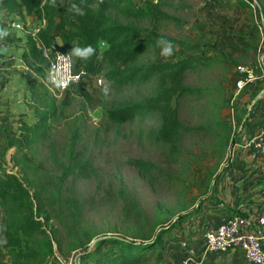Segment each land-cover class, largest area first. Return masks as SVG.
Instances as JSON below:
<instances>
[{"label":"rangeland","instance_id":"rangeland-1","mask_svg":"<svg viewBox=\"0 0 264 264\" xmlns=\"http://www.w3.org/2000/svg\"><path fill=\"white\" fill-rule=\"evenodd\" d=\"M63 6L73 8L70 0H64ZM162 10L172 19L136 23L188 46L174 43L172 54L165 57L161 55L163 45H160L158 50L146 53L145 58L174 60L181 54H190L193 48L189 45L199 46L211 57L206 65L185 74L184 83L198 88L200 93L181 100L178 107L180 119L187 125H202L204 128L181 137L178 155L167 154L164 148L151 141V131L157 125L156 115L146 114L122 124H113L103 114L106 107L151 94L154 90L152 81L113 87L103 79L98 83V75L86 74L78 85L59 91L46 75L42 85L36 87L40 98L54 100L57 113L50 120L49 131L60 157L65 158L69 139L75 135L78 153L92 159L93 175L69 179L65 186V193L73 195L82 207L80 224L93 235L88 250L104 235L142 241L140 237L159 230L178 215L197 210L201 200L213 195L216 175L228 166L240 132L243 114L239 111V102L233 101L234 69L238 64L254 67L251 59L259 35V17L254 15L253 8L245 0H165ZM116 20L128 22L121 17ZM16 51L18 54L19 49ZM22 103L35 107L37 99L31 98L30 94L23 95ZM32 115L28 112L20 115L19 111L18 120L7 124L16 142L5 156L7 171H18L12 167L10 157L13 153L35 162L41 169L54 170L47 160L45 144L31 150L24 147L19 126L25 121L32 123ZM133 159L146 161L149 166L140 170L131 164ZM206 209L207 205L203 204L202 210ZM3 222L0 209V260L7 258ZM183 224L185 230L190 229L186 221ZM44 225L61 243L60 248L54 246L58 264H81L86 260L83 249L72 247L55 218ZM178 228L166 235L162 250L150 252L146 264H193L185 262L169 247L184 243L183 249L190 248L187 253L193 257L196 255V247L188 242L191 237L185 235L181 241L176 238Z\"/></svg>","mask_w":264,"mask_h":264},{"label":"trees","instance_id":"trees-1","mask_svg":"<svg viewBox=\"0 0 264 264\" xmlns=\"http://www.w3.org/2000/svg\"><path fill=\"white\" fill-rule=\"evenodd\" d=\"M71 1L78 9L75 17L61 6V0H0V20L3 11L23 10L25 14L44 21L35 35L31 31L25 34L21 60L29 69L26 73L27 90L31 98L37 99V105L33 112L34 121L30 124L22 122L19 131L26 149L46 145L47 160L55 170L41 169L35 162L13 153L10 157L12 167L18 171H7L5 156L16 142L8 126L0 123V209L4 216L7 255L0 264H58L54 246L60 248L61 243L44 225L52 218L61 224L72 247L83 249L82 254L87 258L81 264H146L150 252L162 250L166 235L197 213L210 197L200 201L197 211L193 209L178 215L159 230L140 237L142 241L104 235L88 250L93 235L80 224L82 207L73 195L65 193V186L69 179L90 178L94 173L92 159L78 153L75 135L69 139L64 159L57 152L49 131L50 120L57 113L54 100L40 98L36 91L37 85H42V80L46 79L48 68L38 41L44 45L56 43L62 51L70 52L76 69H82L90 76H101L108 86L140 85L152 81L154 90L151 94L106 107L103 114L113 124H122L146 114L156 115L157 125L151 131L150 139L173 156L181 151L183 135L204 128L185 124L180 119L178 107L184 97L200 93L198 88L184 83L186 72L206 65L211 57L206 55V50L195 45H189L193 48L190 54H181L174 60L144 57L149 51L158 50L159 41H167L172 46L174 43L188 46L136 23L171 20V15L162 10L165 0ZM116 17L128 22H118ZM100 42L105 46L101 47ZM88 48L92 51L85 53ZM198 52L199 55H195ZM131 164L140 170L149 166L139 159L131 160ZM225 170L226 167L216 179Z\"/></svg>","mask_w":264,"mask_h":264},{"label":"crops","instance_id":"crops-1","mask_svg":"<svg viewBox=\"0 0 264 264\" xmlns=\"http://www.w3.org/2000/svg\"><path fill=\"white\" fill-rule=\"evenodd\" d=\"M63 1L61 0V6L68 14L75 17L78 9L73 4L72 9L63 6ZM245 1L253 8L254 15L259 17L257 23L259 35L254 43L255 49L251 59L256 69V76L242 89L238 103L239 111L243 114L240 132L233 145L230 164L218 177L213 195L203 203L207 205L206 211H203L201 206L200 210H196L197 213L186 220L190 229L185 230L182 223L175 233L180 241L185 235L188 238L191 237L187 239L196 247L195 257L187 253L190 248L183 249L184 243L183 245L175 244L174 247L169 246L171 250L174 249L173 252L178 257L193 264H237L239 262L248 264L242 254L236 250L203 254V231L220 225L232 215L241 218L242 227L262 235L264 247V154L246 144L250 135L264 129V0ZM14 21L20 22L23 28L21 30L13 28L11 23ZM42 21L34 15L25 14L23 10L1 13L0 123L2 125L16 122L19 111L20 115L34 112L33 105L28 106L22 103L23 95L29 94L26 85V73L29 69L21 60V53L25 49V34L32 31L34 27L42 25ZM16 48L19 49L18 54Z\"/></svg>","mask_w":264,"mask_h":264},{"label":"built area","instance_id":"built-area-1","mask_svg":"<svg viewBox=\"0 0 264 264\" xmlns=\"http://www.w3.org/2000/svg\"><path fill=\"white\" fill-rule=\"evenodd\" d=\"M42 25L34 27L32 34L35 35ZM11 26L21 30L20 22H12ZM2 36L0 35V42ZM38 47L42 57L45 59L47 77L59 91L68 90L81 83L86 75L82 69L74 67L73 56L70 52L62 51L56 43L44 45L38 41ZM100 46H105L100 42ZM236 77L234 80L233 101L239 102L242 89L251 83L256 76V69L252 66L238 64L235 67ZM102 81L98 76L97 82ZM247 146L264 154V129L256 131L246 140ZM241 218L237 215L228 217L223 223L216 227L206 228L203 233V254H217L236 250L242 254L248 264H264L263 236L249 228L242 227Z\"/></svg>","mask_w":264,"mask_h":264},{"label":"clouds","instance_id":"clouds-1","mask_svg":"<svg viewBox=\"0 0 264 264\" xmlns=\"http://www.w3.org/2000/svg\"><path fill=\"white\" fill-rule=\"evenodd\" d=\"M158 44L163 45L162 49H161V55L162 56H170L173 52V46L171 43L167 42V41H159ZM92 51L91 48H88L85 50V53H90ZM84 54V53H81Z\"/></svg>","mask_w":264,"mask_h":264},{"label":"water","instance_id":"water-1","mask_svg":"<svg viewBox=\"0 0 264 264\" xmlns=\"http://www.w3.org/2000/svg\"><path fill=\"white\" fill-rule=\"evenodd\" d=\"M0 52H2V51H0Z\"/></svg>","mask_w":264,"mask_h":264}]
</instances>
